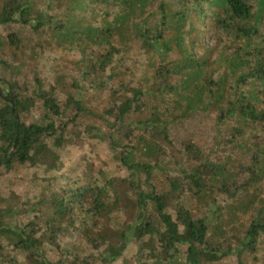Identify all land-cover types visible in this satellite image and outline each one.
I'll use <instances>...</instances> for the list:
<instances>
[{"label": "trees", "instance_id": "1", "mask_svg": "<svg viewBox=\"0 0 264 264\" xmlns=\"http://www.w3.org/2000/svg\"><path fill=\"white\" fill-rule=\"evenodd\" d=\"M0 89V264H264V0H0Z\"/></svg>", "mask_w": 264, "mask_h": 264}, {"label": "rangeland", "instance_id": "2", "mask_svg": "<svg viewBox=\"0 0 264 264\" xmlns=\"http://www.w3.org/2000/svg\"><path fill=\"white\" fill-rule=\"evenodd\" d=\"M5 28V25L3 26V29ZM87 151H89L88 150V146L87 145H85V144H83V143H81V144H79L78 146H76L75 148H74V151H73V153H75V155L77 154V159H81L84 155H85V153H87ZM4 172H5V170H3L1 173L3 174V176H1L0 178H1V180H4L7 176L6 175H9V176H11V178L12 177H14V175L13 174H8V173H6V174H4ZM0 173V174H1ZM27 176V175H26ZM21 178H24V174H22L21 175ZM13 187H14V192H12V193H3L2 194V197H1V199L3 200V201H6L7 199H9V200H15L16 199V197H15V192L17 193V194H22V191L24 190L23 188V183H22V181H20V180H18V179H16L14 182H13ZM10 201V202H11ZM15 201H13V203H14ZM28 217V216H27ZM60 235H62V236H64V235H66L65 236V238L63 239V240H60L59 239V242L61 243H63V242H68V241H70V239H72V237H71V235L70 236H68L67 234H60Z\"/></svg>", "mask_w": 264, "mask_h": 264}, {"label": "water", "instance_id": "3", "mask_svg": "<svg viewBox=\"0 0 264 264\" xmlns=\"http://www.w3.org/2000/svg\"><path fill=\"white\" fill-rule=\"evenodd\" d=\"M0 93H1V89H0Z\"/></svg>", "mask_w": 264, "mask_h": 264}]
</instances>
